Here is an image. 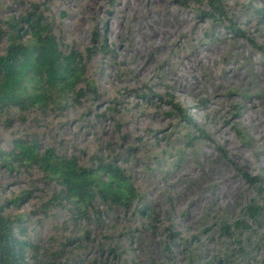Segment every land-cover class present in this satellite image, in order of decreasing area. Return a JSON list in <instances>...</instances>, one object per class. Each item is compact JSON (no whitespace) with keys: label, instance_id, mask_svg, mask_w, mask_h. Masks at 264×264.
I'll list each match as a JSON object with an SVG mask.
<instances>
[{"label":"rangeland","instance_id":"obj_1","mask_svg":"<svg viewBox=\"0 0 264 264\" xmlns=\"http://www.w3.org/2000/svg\"><path fill=\"white\" fill-rule=\"evenodd\" d=\"M221 4L213 20L194 0H0V28L40 15L95 89L44 114L0 112V149L36 139L85 168L113 163L135 193L124 206L95 197L76 218L48 204L58 188L37 169L0 166V202L28 192L7 209L26 215L39 260L26 264H264V0Z\"/></svg>","mask_w":264,"mask_h":264},{"label":"trees","instance_id":"obj_2","mask_svg":"<svg viewBox=\"0 0 264 264\" xmlns=\"http://www.w3.org/2000/svg\"><path fill=\"white\" fill-rule=\"evenodd\" d=\"M194 1L208 5L210 10L204 14L209 18L225 17L221 0ZM262 14L264 16V10ZM4 25H7L6 29L0 28V112L15 109L22 114L29 111L44 114L64 108L68 101H75L85 92L95 94L93 82L85 75L82 53L62 50L49 23L40 15L30 14L19 21L7 17ZM228 30L241 33L234 27H228ZM170 105L182 121L191 123L190 116L178 103ZM112 164L98 163L93 168H85L73 155L61 156L50 148L40 151L36 139L13 140L9 151L0 149V166L9 172L37 169L58 188L48 204L58 206L63 203L76 218L85 216L95 197L111 206H124L135 198L128 179ZM246 178L251 183L260 181L257 177ZM258 190L263 187L259 186ZM27 197L26 191L0 202V264H26L28 258L39 262L35 257L37 247L26 237V215L7 210H17ZM142 209L140 206L138 211L142 212ZM261 210L250 204L246 215L254 221ZM233 225L239 227L241 224L237 221ZM222 230L227 233L229 226ZM40 262L50 264L46 260Z\"/></svg>","mask_w":264,"mask_h":264},{"label":"bare ground","instance_id":"obj_3","mask_svg":"<svg viewBox=\"0 0 264 264\" xmlns=\"http://www.w3.org/2000/svg\"><path fill=\"white\" fill-rule=\"evenodd\" d=\"M146 2V1H145ZM151 2V1H150ZM141 3V2H140ZM161 5V4H160ZM187 23V22H186ZM178 25V24H177ZM178 28H176L177 30H180V26H177ZM153 29V28H152ZM152 31H154V29L152 30ZM152 31H147L146 33H145V31H144V34L143 35H145V37L144 38H146V39H142L141 41H140V43H138V44H140L141 45V42H143L142 43V45L143 44H146L147 43V41L149 40V38H150V35H151V32ZM159 31V30H158ZM175 31V30H174ZM148 32H150V33H148ZM176 32H178V31H176ZM175 32V33H176ZM165 34L166 33H162V35H161V39L163 40V39H165ZM184 34V33H183ZM148 35H149V38H148ZM180 35V34H179ZM185 36V35H184ZM138 46V45H137ZM226 47V46H225ZM139 48H141V46L139 47ZM146 48V47H145ZM144 50V49H143ZM131 52H132V54H137V55H139V54H142L141 53V50L140 51H138L137 50V48H136V46H133V50H131ZM143 52V51H142ZM158 54V53H157ZM149 57V56H148ZM150 58V57H149ZM147 61V60H146ZM264 69V68H263ZM210 72V71H209ZM165 74V73H164ZM224 74V73H223ZM192 77V76H191ZM216 77V76H215ZM259 78V77H258ZM211 83V82H210ZM178 86V85H177ZM185 91V90H184ZM240 117V115L237 113L236 114V122L237 123H239L240 125H245V124H247V122H248V120H249V118H248V120H247V117H245V118H239ZM244 119H245V121H244ZM219 164V163H218ZM222 166V165H221ZM200 172V171H199ZM258 175H260V177H261V174H258ZM213 176V175H212ZM220 186V185H219ZM224 190V189H223ZM230 193V192H229ZM211 197V196H210ZM229 197V196H228ZM220 199V198H219ZM227 200V199H226ZM205 201V200H204ZM211 201V200H210ZM222 201V200H221ZM214 202V201H213ZM223 202H225V201H223ZM222 202V203H223ZM227 202V201H226ZM204 204H206V202L204 203ZM227 204V203H226ZM198 206V205H197ZM196 207V206H195ZM216 207V206H215ZM197 208V207H196ZM211 210V209H210ZM197 211H198V209H197Z\"/></svg>","mask_w":264,"mask_h":264}]
</instances>
